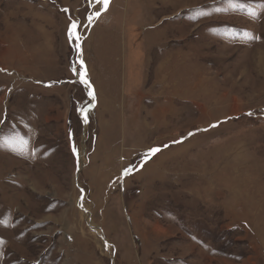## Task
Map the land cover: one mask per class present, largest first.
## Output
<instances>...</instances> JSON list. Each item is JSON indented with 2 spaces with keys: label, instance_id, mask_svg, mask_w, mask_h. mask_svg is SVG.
Listing matches in <instances>:
<instances>
[{
  "label": "rangeland",
  "instance_id": "rangeland-1",
  "mask_svg": "<svg viewBox=\"0 0 264 264\" xmlns=\"http://www.w3.org/2000/svg\"><path fill=\"white\" fill-rule=\"evenodd\" d=\"M102 7L0 0V264H264V0Z\"/></svg>",
  "mask_w": 264,
  "mask_h": 264
},
{
  "label": "snow or ice",
  "instance_id": "snow-or-ice-1",
  "mask_svg": "<svg viewBox=\"0 0 264 264\" xmlns=\"http://www.w3.org/2000/svg\"><path fill=\"white\" fill-rule=\"evenodd\" d=\"M97 4L102 5V11L105 10L108 6L109 0H96ZM65 11H67V9H65ZM100 15V12H94L92 15H90L88 17L89 22H91L95 17H98ZM76 27H77V21H72V23L68 26V36H69V41L71 42L73 39L78 40L79 39V34L76 31ZM78 47V45H77ZM83 62L81 61V64ZM86 77V73L84 71L80 72V79L82 83H87V80L85 79ZM89 95L92 96L93 93L89 92ZM94 98V97H93ZM82 113H86L87 109H82L81 110ZM249 115H251V113H249ZM84 119L85 122H87V116L84 115ZM189 135H192V133H189ZM73 151L75 152V148H73ZM159 149L158 148H152L149 150V154H155L156 152H158ZM145 159H147V156L145 157ZM130 170L129 169H125L124 170V174H128Z\"/></svg>",
  "mask_w": 264,
  "mask_h": 264
}]
</instances>
